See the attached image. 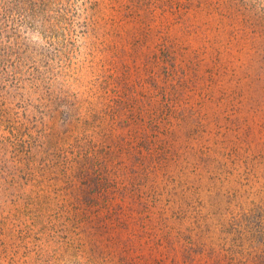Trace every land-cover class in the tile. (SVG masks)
<instances>
[{"label":"rangeland","instance_id":"obj_1","mask_svg":"<svg viewBox=\"0 0 264 264\" xmlns=\"http://www.w3.org/2000/svg\"><path fill=\"white\" fill-rule=\"evenodd\" d=\"M0 264H264V0H0Z\"/></svg>","mask_w":264,"mask_h":264}]
</instances>
